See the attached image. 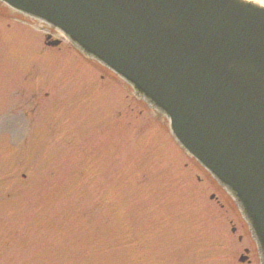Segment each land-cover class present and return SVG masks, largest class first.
I'll return each mask as SVG.
<instances>
[{"label":"rangeland","instance_id":"374dc122","mask_svg":"<svg viewBox=\"0 0 264 264\" xmlns=\"http://www.w3.org/2000/svg\"><path fill=\"white\" fill-rule=\"evenodd\" d=\"M22 21L0 7V264H256L156 114Z\"/></svg>","mask_w":264,"mask_h":264},{"label":"water","instance_id":"95a60500","mask_svg":"<svg viewBox=\"0 0 264 264\" xmlns=\"http://www.w3.org/2000/svg\"><path fill=\"white\" fill-rule=\"evenodd\" d=\"M2 1L62 29L169 116L176 139L233 198L264 264V3Z\"/></svg>","mask_w":264,"mask_h":264}]
</instances>
